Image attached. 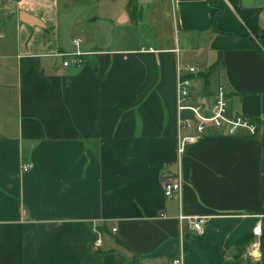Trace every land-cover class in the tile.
<instances>
[{
	"label": "crops",
	"instance_id": "1",
	"mask_svg": "<svg viewBox=\"0 0 264 264\" xmlns=\"http://www.w3.org/2000/svg\"><path fill=\"white\" fill-rule=\"evenodd\" d=\"M117 1L0 0V264H263L264 49L239 12L264 29V0H219L215 26L232 34L214 30L210 0H137L136 21L129 0L102 11ZM76 38L82 63L64 66ZM179 68L196 102L224 84L257 134L215 131L180 154ZM180 210L207 216L205 232Z\"/></svg>",
	"mask_w": 264,
	"mask_h": 264
},
{
	"label": "built area",
	"instance_id": "2",
	"mask_svg": "<svg viewBox=\"0 0 264 264\" xmlns=\"http://www.w3.org/2000/svg\"><path fill=\"white\" fill-rule=\"evenodd\" d=\"M81 39L73 40L75 50L68 53L63 61L64 66H80L82 63L83 52L80 49ZM187 71L190 74H198V67L190 66ZM192 80L183 74L179 68L177 81V110H178V152L181 154L186 145L193 143L199 137L221 131L225 134L235 135L241 131H247L251 135L258 132L259 125L252 118L231 111L227 88L224 84L217 85L214 92L201 101H194L190 88ZM28 163L23 164V169L27 170ZM182 192V179L179 175L170 177L164 184V194L167 198L175 195L180 196ZM165 216V213H162ZM178 220L194 234L201 235L205 232L207 226V216L185 215L181 210L178 214ZM115 230V229H114ZM263 226L259 222L253 229L255 240L251 243L252 254L261 255V238L263 235ZM164 264H185L184 254L172 257Z\"/></svg>",
	"mask_w": 264,
	"mask_h": 264
},
{
	"label": "trees",
	"instance_id": "3",
	"mask_svg": "<svg viewBox=\"0 0 264 264\" xmlns=\"http://www.w3.org/2000/svg\"><path fill=\"white\" fill-rule=\"evenodd\" d=\"M210 4L212 6V21L214 25V30L216 32H221L225 34H232L230 31L220 30L215 26V19L216 16L222 11V5L220 4L219 0H210ZM128 10L131 12V19L136 21L137 20V0H129ZM242 22L244 24L242 31L239 32V35H247L251 36L254 44L256 47L260 49H264V29L259 26L253 19L251 14H243L239 12ZM219 68V61L212 65L211 69L202 74L204 79V87L207 88L210 84L209 77L210 74L215 72ZM254 240L253 235H248L245 238L241 239L238 243V250L237 252L241 254L245 247L248 246ZM261 250H262V261L264 264V233L261 238Z\"/></svg>",
	"mask_w": 264,
	"mask_h": 264
},
{
	"label": "rangeland",
	"instance_id": "4",
	"mask_svg": "<svg viewBox=\"0 0 264 264\" xmlns=\"http://www.w3.org/2000/svg\"><path fill=\"white\" fill-rule=\"evenodd\" d=\"M122 2H123V0H118L117 2H116V4L114 5V6H111V5H107V4H105V5H101V8H102V11H104V12H106V11H112V10H117L119 7H121V5H122ZM115 7V8H114ZM81 11H85V10H83V8H75L74 9V11H73V14L76 16L78 13H80ZM64 14H65V11H64V8L62 7L61 8V18L62 19H64L65 18V16H64ZM133 27V28H132ZM124 29H134V30H131L132 31V33H134V32H137V39H144L145 38V36H144V34L141 32V25L139 26V27H137V26H134L131 22L128 24V25H126L125 27H124ZM81 31V30H80ZM129 35H130V33H129ZM132 35V34H131ZM102 37H105V34L103 33V36ZM66 38H68V35L66 36ZM133 41L134 42H136V39L133 37Z\"/></svg>",
	"mask_w": 264,
	"mask_h": 264
},
{
	"label": "water",
	"instance_id": "5",
	"mask_svg": "<svg viewBox=\"0 0 264 264\" xmlns=\"http://www.w3.org/2000/svg\"><path fill=\"white\" fill-rule=\"evenodd\" d=\"M25 15H26V14H25L24 12H22V13L20 14V19H21L23 22L28 23L29 20L26 18ZM143 26H145V25H143Z\"/></svg>",
	"mask_w": 264,
	"mask_h": 264
}]
</instances>
